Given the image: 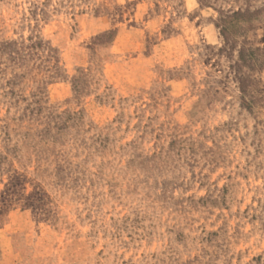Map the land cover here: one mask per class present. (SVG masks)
Instances as JSON below:
<instances>
[{"label": "rangeland", "instance_id": "1", "mask_svg": "<svg viewBox=\"0 0 264 264\" xmlns=\"http://www.w3.org/2000/svg\"><path fill=\"white\" fill-rule=\"evenodd\" d=\"M0 264H264V0H0Z\"/></svg>", "mask_w": 264, "mask_h": 264}]
</instances>
